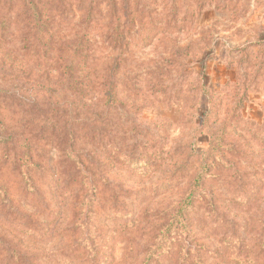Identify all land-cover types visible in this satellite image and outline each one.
<instances>
[{"label": "rangeland", "instance_id": "374dc122", "mask_svg": "<svg viewBox=\"0 0 264 264\" xmlns=\"http://www.w3.org/2000/svg\"><path fill=\"white\" fill-rule=\"evenodd\" d=\"M73 57L87 59L78 115L30 91ZM3 90L0 264H143L195 174L205 91L227 165L155 264H264V0H0Z\"/></svg>", "mask_w": 264, "mask_h": 264}, {"label": "trees", "instance_id": "16d2710c", "mask_svg": "<svg viewBox=\"0 0 264 264\" xmlns=\"http://www.w3.org/2000/svg\"><path fill=\"white\" fill-rule=\"evenodd\" d=\"M35 16L39 19L40 15L36 12ZM48 58L46 56L42 57V60L46 61ZM86 58H77L73 57L69 64L64 65L63 70L60 72V77L57 79H52L50 76H47L45 80L34 82L31 86L30 91L32 94L45 99L56 108H64L65 106H73L74 109L78 110L79 114L81 108L85 105V99L82 97V90L86 87L85 79L80 75V67L86 65ZM89 85V84H88ZM4 92L0 91V93ZM208 91L204 92V95L200 97V106L204 109L203 112V121H201V128L198 129V135L203 136L204 138L200 139L196 144L195 157L196 162L193 166L196 168L195 174L189 183V187L184 192L182 197L178 200L173 201L166 211L164 216L167 218L166 223H164L159 229V233L155 236L153 244L149 247L147 252L146 259L143 264H155L157 259L160 256L167 252L173 243L174 239L182 238L186 235L188 237V228H189V218L191 212L195 208V204L203 198L205 194L204 184L207 178L211 175L212 171L219 165H227V159L225 150L226 146L222 143V133L213 137L211 131V108H208L207 102L205 101L206 97L208 100ZM120 102V99L117 97V93L113 88V84H109L104 99V105L106 110H109L113 105H117ZM205 129H207L205 131ZM8 125L3 119L2 114H0V145L8 144L13 139L12 136L8 135ZM222 135V136H221ZM70 144L67 150V155L69 154L74 160L77 159V154L72 149V144L76 141V135L73 133V130L69 132ZM206 136V138H205ZM198 137V136H197ZM213 137V138H212ZM205 139H209L208 144L209 148L205 149L202 144L199 142H204ZM224 148V149H223ZM29 150V148H28ZM26 151L24 158L21 162L20 174L22 180L26 184L27 188L31 191L35 190L33 174L31 173L32 169L36 164L33 162V157L30 155L29 151ZM79 164L83 166L81 160L78 161ZM85 173H87L85 171ZM87 181V180H86ZM92 184V182H90ZM237 242V241H236ZM223 254H225L223 252ZM192 256L191 250L187 249L185 251V258H190ZM201 254H196V263L205 264L201 261ZM240 256L239 252L234 254L235 258ZM241 257H239L240 260ZM253 259L250 260V262ZM253 262L249 263L252 264Z\"/></svg>", "mask_w": 264, "mask_h": 264}]
</instances>
